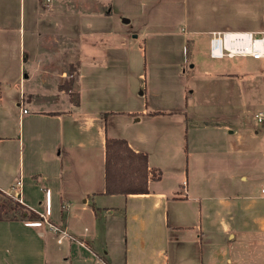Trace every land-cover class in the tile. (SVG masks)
I'll return each mask as SVG.
<instances>
[{"label":"crops","instance_id":"1","mask_svg":"<svg viewBox=\"0 0 264 264\" xmlns=\"http://www.w3.org/2000/svg\"><path fill=\"white\" fill-rule=\"evenodd\" d=\"M57 1L47 0L49 9L42 10L40 0H32L26 12L25 0H17L16 7L13 0H0V199L17 202L23 212V217H0V264H235L229 249L236 235L244 230L264 233V195L260 193L259 204L248 189L255 183L253 175L240 174L237 180L246 184L245 190L233 191L222 175L202 173L196 164L200 141H227L228 153L231 141H264V122L257 121L264 113L255 114L258 125L215 123L201 129L187 108L162 112L141 101L119 107L114 61L102 52L114 40L119 44L138 36L114 27L94 31L89 19H111L109 10L79 11L77 21L69 0L63 9L56 8ZM237 1L249 3L240 7L246 20H215L205 31L208 40L212 32L264 31V0ZM99 2L102 8L108 5ZM43 13L54 36L77 35L74 89L62 86L70 84L71 75L53 69L55 57L35 55L44 45L34 30ZM185 28L179 30L185 34ZM25 34L33 40L30 44ZM53 40L48 47L62 51L65 41ZM89 40L102 48L97 56L85 53ZM25 49L32 51L31 57ZM193 94L194 89L182 91L184 103ZM163 115H172L168 124L176 129L175 140L164 141L163 132L154 147L146 127L151 118ZM106 139H122L132 151L146 155V193L103 194ZM225 175L230 180L231 173ZM259 178L261 190L264 168Z\"/></svg>","mask_w":264,"mask_h":264},{"label":"rangeland","instance_id":"2","mask_svg":"<svg viewBox=\"0 0 264 264\" xmlns=\"http://www.w3.org/2000/svg\"><path fill=\"white\" fill-rule=\"evenodd\" d=\"M46 2L47 0H40L42 10L49 9L45 6ZM57 2L59 7L56 8L63 9L64 0ZM103 2L108 4L106 9L101 7L99 0H69L67 5L75 12L73 17L77 21L75 15L79 11L109 10L111 19L102 17L89 19L90 27L94 31L101 32L114 27L121 33L138 36V39L133 40L128 36L125 43L119 41L118 44L114 40L111 42L112 48L104 46L109 50L102 52L112 57L114 61L112 64L114 90L119 97V107L127 101V106L146 102L147 109L162 112L187 108L201 129L215 123L229 127L238 124H259L255 114L260 111L264 113V60L255 61L241 57L211 59L208 56V35L205 33L207 27L215 20H246L240 16V7L249 3L237 0H103ZM12 5L16 7L17 0H13ZM25 5L27 12L31 9L32 0H25ZM45 13L39 18V27L35 25L34 29L37 35L39 33L37 41L44 44L43 48L34 51L35 55L44 56L46 59L55 57L57 63L53 69L59 68L65 74L71 75L70 84L65 82L62 86L69 85L74 89L79 66L77 50L73 48L77 35L61 33L54 36L55 30L48 24L49 20ZM15 14L14 11L11 19L14 24ZM123 19L128 23L123 24ZM184 25L187 28L185 34L179 30ZM96 36H102L103 41L106 40L104 35ZM55 37L61 43L65 41L62 51L52 46L48 47ZM182 37L185 38L183 43ZM30 41L33 40L25 34L26 44H30ZM97 43L98 41L94 44ZM101 51L102 48L98 45L92 46L90 40L87 42L85 52L87 56H97ZM26 53L32 56V51L25 49ZM70 58L71 64H68ZM184 59L193 64L194 68L189 69V64L186 67ZM58 62L61 64L58 65ZM176 62H180L181 66L177 67ZM218 72L234 75L218 76L216 74ZM191 89H194V94L184 103L181 92H189ZM141 91L144 92L142 96L139 95ZM163 116L148 121L146 132L151 146L160 145L159 137L163 132L164 141L175 140L176 129L168 124L172 122L170 120L172 115ZM200 142L201 157L197 159L196 164L202 173L222 175V182L228 187L226 183L230 181L233 191L237 190L236 187L245 190L246 184L237 180L240 174L253 175L256 177L255 183L247 186L250 187L248 189L257 203H262L259 175L264 168V141H231L232 153L225 150L229 144L227 141ZM237 146L240 151L234 150ZM226 173H231L230 180ZM17 206V202L4 196L0 199L2 208L0 217H12L15 213L18 217H23V212ZM230 245L229 258L233 263L264 264V233L244 230L236 235Z\"/></svg>","mask_w":264,"mask_h":264},{"label":"trees","instance_id":"3","mask_svg":"<svg viewBox=\"0 0 264 264\" xmlns=\"http://www.w3.org/2000/svg\"><path fill=\"white\" fill-rule=\"evenodd\" d=\"M104 195L142 194L147 192L148 165L144 153H136L122 139L105 140ZM153 180H157L154 174Z\"/></svg>","mask_w":264,"mask_h":264},{"label":"built area","instance_id":"4","mask_svg":"<svg viewBox=\"0 0 264 264\" xmlns=\"http://www.w3.org/2000/svg\"><path fill=\"white\" fill-rule=\"evenodd\" d=\"M208 56L211 59L241 57L255 61L264 60V31L258 33L247 31L212 32L208 40ZM257 121H264V116L259 115ZM260 193L264 195V187L261 188ZM50 229L54 233H60L62 237L65 235L56 227H50ZM58 241L60 240L58 239Z\"/></svg>","mask_w":264,"mask_h":264},{"label":"water","instance_id":"5","mask_svg":"<svg viewBox=\"0 0 264 264\" xmlns=\"http://www.w3.org/2000/svg\"><path fill=\"white\" fill-rule=\"evenodd\" d=\"M122 21H123L124 23H127V22H128L126 19H123Z\"/></svg>","mask_w":264,"mask_h":264}]
</instances>
